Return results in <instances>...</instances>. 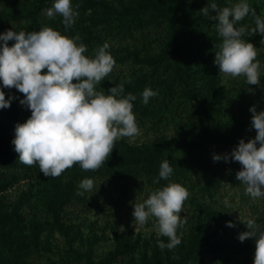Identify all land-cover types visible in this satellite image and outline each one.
<instances>
[{
	"label": "rangeland",
	"instance_id": "obj_1",
	"mask_svg": "<svg viewBox=\"0 0 264 264\" xmlns=\"http://www.w3.org/2000/svg\"><path fill=\"white\" fill-rule=\"evenodd\" d=\"M141 1L71 0L78 16L73 26L67 29L73 33L65 36L74 38L79 35L81 39L76 43L86 45V52L91 55H96L97 50L107 43V51L113 57L124 59V62H116L113 71L96 86V90L109 94V88L123 83L124 96L131 93L129 86L144 89L154 85L158 93L150 97L147 104L142 102V93L135 95L133 113L140 134L121 138L116 143L143 149L183 136L198 141L214 127L219 133L235 135L236 131L226 128V124L240 125V119L244 120V131L251 129L252 113L249 109L255 106L258 113L264 111V35H248L255 28V18L251 15L236 25L245 28L241 39L256 47L260 62V84L248 85L243 76L233 78L220 73L214 60L223 38L218 34L217 22L212 19L214 13L206 16L201 12L211 3L223 8L241 0L164 1L162 7L174 9L176 24L189 36L179 41L183 44L186 62L177 58L170 47H165L172 37L169 24L159 23L144 13ZM246 2L255 9L257 16L264 19V0ZM11 19L12 12L3 8L0 0L1 33L11 29L14 22H8ZM56 22L59 28L64 27L63 17ZM131 52H137L143 58H159L164 54L167 57L154 71L147 65L135 64L133 56L129 55ZM178 76L183 82L178 81ZM171 86L174 87L172 91ZM0 90L4 91L5 99L16 97L10 107L0 109V143L13 145L16 125L26 122L31 112L20 104L24 95L18 90L3 88L2 82ZM204 106L212 108V121L205 115ZM186 158L184 147L177 154L179 175L182 181L192 185L194 176L185 165ZM225 170L227 174L228 168ZM230 171L233 173L234 169ZM42 181L40 170L20 161L18 167L0 165V216L8 217V221L0 225V264H160L168 256L174 262L188 248L189 232L194 228L207 230L210 226L197 221L193 206H208L211 202L217 205L216 211L238 222L236 231L227 235L222 232V244H210L211 247L221 245L222 255L203 257L199 254L197 259L178 264H253L255 240L249 238L241 242L238 236L249 230L248 220L255 221L256 226L264 230V196L253 198L247 194L245 184L242 187L240 181L234 183L225 177L220 182L218 195L208 198L207 202L198 195L200 186L189 192L184 182L180 184L190 193L183 206L187 220L183 228L177 230L178 236L183 233L181 244L171 250L158 247V242L167 244L169 239L160 234L155 217L150 216L144 225L134 220V206L143 203L146 197L131 192L133 187L127 197L123 192L119 193L122 203L117 209L94 208L90 204L82 206L74 196V204L66 207L58 221H54L43 209V199L48 198L46 192L50 188ZM105 187L111 188L109 183ZM106 191L110 194L111 189ZM34 236L35 240L32 239Z\"/></svg>",
	"mask_w": 264,
	"mask_h": 264
},
{
	"label": "clouds",
	"instance_id": "obj_2",
	"mask_svg": "<svg viewBox=\"0 0 264 264\" xmlns=\"http://www.w3.org/2000/svg\"><path fill=\"white\" fill-rule=\"evenodd\" d=\"M78 7V6H77ZM204 15H212L217 22V31L223 38L220 50L215 54L214 63L220 73L230 77H245L248 85L260 84V62L257 60L256 47L241 37L244 27H236L238 22L251 15L255 18V28L248 32L264 35V19L246 0L231 7L219 8L211 3L201 9ZM63 17L65 29L75 23L78 12L74 11L71 0H55L46 15ZM81 37L61 35L51 27L38 31L15 32L7 30L0 33V82L3 88H15L24 95L20 104L31 111V116L23 124H17L12 141L19 161L27 166L38 164L45 177H59L67 169L79 164L84 171L100 169L111 156L115 143L121 138H131L140 134L133 103L137 97L131 93L124 96V84L108 89L109 94L96 90V86L109 76L116 64L107 51L109 45L100 47L95 58L84 55L87 46L77 44ZM14 40L11 47L8 42ZM46 70V71H45ZM158 95L150 88L142 93V102L147 104L150 97ZM16 99L0 90V109L10 107ZM251 127L256 130L254 139L238 145L223 155L214 154L213 161L229 160L238 162L241 170L236 179L244 183L246 192L253 198L264 196V111L259 113L255 106ZM173 168L167 160L160 165L159 177L168 180ZM78 195L94 189L92 179L80 182ZM190 193L180 184L171 183L153 192L143 203L136 204L132 213L139 225L155 217L161 235L168 237L167 244L158 242V247L171 250L181 244L177 235L185 220L181 218L184 202ZM228 227H235L232 222ZM249 231L240 233L243 242L255 240L253 264H264V230L255 221L248 220Z\"/></svg>",
	"mask_w": 264,
	"mask_h": 264
},
{
	"label": "trees",
	"instance_id": "obj_3",
	"mask_svg": "<svg viewBox=\"0 0 264 264\" xmlns=\"http://www.w3.org/2000/svg\"><path fill=\"white\" fill-rule=\"evenodd\" d=\"M165 0H142L141 9L155 21L159 23H168L170 27V33L172 35L169 44L165 47H170L177 58L186 62L187 57L183 54V44L180 43L182 39L189 37L184 34L183 30L179 29L176 24L174 9H165ZM3 8L12 12L11 29L17 33L38 31L43 27H51L53 30H57L61 35L72 34L64 29L59 28L57 20L62 19L59 14L53 18H49L46 15V10L53 6L55 0H1ZM135 11H132L134 13ZM137 18L138 15H135ZM180 21V18H178ZM60 22V21H58ZM142 23V21H141ZM10 24V23H9ZM5 25V24H4ZM144 25V24H143ZM59 28L57 29L56 28ZM1 33V30H0ZM15 41H9L8 46L14 45ZM3 42L0 41V45ZM166 54V51H165ZM165 54L159 58H152L151 56L141 57V54L137 52H131L129 55L133 56L135 64L147 65L149 68H153L154 71L161 67L165 61ZM89 58H95V55H91L87 52L84 53ZM116 62L123 61L113 57ZM120 60V61H119ZM178 81L183 82V78L178 76ZM131 94L137 95V93H143V88L136 86L128 87ZM148 88L155 91V86L151 85ZM170 91L174 90V87H170ZM133 108H134V101ZM204 113L211 121L213 120L212 108L204 106ZM31 112V111H30ZM240 125L235 123L226 124V128L234 129L235 135H229L227 133H219L217 128L214 127L213 131L204 134L200 140L191 141L187 136H183L177 140H165L158 146L146 147L143 149H134L128 147L125 143H115L111 156L108 157V161L96 171H84L79 164H75L72 168L67 169L59 177H45L40 171V177L43 180L42 183H46L48 186L47 195L48 198L43 199V209L48 216H51L54 221H58L59 216L65 211L66 207L74 204V196L78 197V202L82 206H88L89 204L94 208H114L117 209L121 204L119 193L123 192L124 197H127V193L134 188L136 194H145L146 199L158 189H162L171 183L182 184V177L179 175V160L177 154L185 147L187 158L185 159V165L188 167V171L194 176L192 185H188L186 182L183 185H187V189L193 192L197 186L199 187L198 195H201L202 200L207 202V199L214 198L219 193L220 182L223 177L225 179L232 180L235 183L236 173L241 170V165L238 162L229 160L213 161V155H223L225 153H231V151L238 145L239 141L243 139L247 142L249 139H254L256 132L254 128L244 131V120L240 119ZM14 160H17L14 161ZM167 160L170 166L173 168V173L168 180L161 179L159 183L155 181L159 177L160 165L163 161ZM19 154L15 151L14 145L6 144L3 146L0 143V165L6 167H18ZM31 167H35L40 170L38 164H34ZM228 168V173L225 170ZM234 169V172L230 171ZM230 171V172H229ZM220 175L222 178H219ZM226 175V176H224ZM84 179H92L94 181V189L92 191L84 192L83 195L77 193L81 191L79 184ZM239 181V180H238ZM103 183V184H102ZM109 183V187H105V184ZM240 186H244V183L240 182ZM105 187V188H104ZM106 189H111L110 194ZM108 193V194H107ZM118 197V198H117ZM116 198V199H115ZM145 201V200H144ZM212 201V200H211ZM76 203V202H75ZM185 205V203H184ZM214 202L211 205L197 204L194 205V216L197 217V221L200 224H209L210 226L205 228H194L189 232L187 237L188 248L179 255L178 260L174 262L171 258H166L165 261L160 264H178L188 263L192 259H197V255L202 254L203 257H211L213 255H222V246L211 247L210 244H222V235L235 232V227L238 225L232 217H228L221 211H216ZM201 209V210H200ZM201 211V212H199ZM258 213V212H257ZM181 218L187 220L181 213ZM8 221L7 216H0V225L5 224ZM232 222L235 227H228L227 223ZM203 227V226H201ZM36 229L38 227L36 226ZM249 231V230H248ZM36 236L32 237L35 240ZM210 245V246H209ZM168 261V262H167ZM145 264H148L145 262Z\"/></svg>",
	"mask_w": 264,
	"mask_h": 264
}]
</instances>
